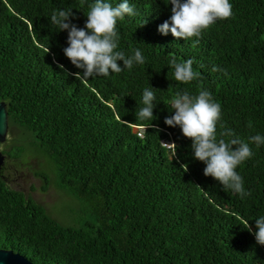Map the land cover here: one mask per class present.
<instances>
[{
	"label": "trees",
	"instance_id": "16d2710c",
	"mask_svg": "<svg viewBox=\"0 0 264 264\" xmlns=\"http://www.w3.org/2000/svg\"><path fill=\"white\" fill-rule=\"evenodd\" d=\"M92 2L0 0V102L9 132L0 151L9 158L13 148L18 159L26 145L36 146L57 188L88 211L82 227L59 226L0 171L3 247L33 264H264L254 236L255 219L264 216V145L253 144L254 155L236 169L251 193L242 198L205 176L192 141L164 123L177 90L203 87L237 135H264V0H229L230 18L187 39L158 31L171 15L169 0H129L136 14L117 21V50L131 56L140 49L145 63L77 80L72 74L83 70L63 51L67 30L50 18L72 9L71 22L83 28ZM173 55L193 59L200 79L176 81ZM149 86L156 89L151 122L136 115ZM137 126L145 127L141 137ZM163 141L177 145L175 155ZM41 177L45 191L49 177Z\"/></svg>",
	"mask_w": 264,
	"mask_h": 264
},
{
	"label": "clouds",
	"instance_id": "9594fccd",
	"mask_svg": "<svg viewBox=\"0 0 264 264\" xmlns=\"http://www.w3.org/2000/svg\"><path fill=\"white\" fill-rule=\"evenodd\" d=\"M84 2L81 0L82 6ZM168 4H171V15L158 26V31L162 35L171 33L174 38H199L218 19H228L233 14L229 0H169ZM88 9L83 28L71 22V19H75L72 9H58L50 18L59 30H67L68 47L63 51L77 69L83 70L82 74H72L77 80H88L97 75L108 76L110 72L120 73L124 68L131 69L134 63H145L146 58L140 49H134L131 56L117 50L120 41L117 21L136 14L129 0H122L116 5L109 0H93L88 4ZM198 42L197 39L194 44ZM48 51L47 48L46 53ZM118 61H122L123 67ZM193 63V59L178 62L173 55L169 64L174 69L175 80L184 84L198 81L201 74L193 69ZM57 66L63 69V65ZM216 70L213 68V71ZM155 90L149 86L143 91L144 106L136 113L141 121L151 122L155 119ZM170 103L174 114L165 117L164 123L169 127L179 126L183 136L192 141L194 158L205 164L203 174L211 176L242 198L249 196L251 193L245 190L243 178L236 169L254 155L253 144L256 147L264 145V135L257 133L245 140L227 127L221 122V104L206 88L200 87L196 94L184 89L177 90ZM145 127L147 129L153 125L150 123ZM248 127H252L251 122ZM168 145L175 155L177 145ZM181 167L184 172L188 170L187 164ZM245 225L251 232L248 221H245ZM255 228L256 242L264 245V216L255 219Z\"/></svg>",
	"mask_w": 264,
	"mask_h": 264
},
{
	"label": "rangeland",
	"instance_id": "374dc122",
	"mask_svg": "<svg viewBox=\"0 0 264 264\" xmlns=\"http://www.w3.org/2000/svg\"><path fill=\"white\" fill-rule=\"evenodd\" d=\"M142 134L143 132L140 131ZM17 131L12 132V137L17 136ZM9 135V132H8ZM17 144L22 140H16ZM174 143H166L167 149ZM1 150V149H0ZM25 154L14 159V151L10 149L9 158L6 156V166L3 177L14 189L30 196L37 204L44 208L46 215L59 226L80 228L88 217L87 208L71 195L57 188L52 167L47 157L36 146H25ZM174 155V154H173ZM11 157V158H10ZM48 175L49 186L42 191L44 180L41 176Z\"/></svg>",
	"mask_w": 264,
	"mask_h": 264
},
{
	"label": "water",
	"instance_id": "95a60500",
	"mask_svg": "<svg viewBox=\"0 0 264 264\" xmlns=\"http://www.w3.org/2000/svg\"><path fill=\"white\" fill-rule=\"evenodd\" d=\"M8 134V115L6 104L0 102V144H3L7 139ZM6 156L0 151V171L4 167ZM0 264H32L26 257L12 252H1Z\"/></svg>",
	"mask_w": 264,
	"mask_h": 264
},
{
	"label": "flooded vegetation",
	"instance_id": "af4514ba",
	"mask_svg": "<svg viewBox=\"0 0 264 264\" xmlns=\"http://www.w3.org/2000/svg\"><path fill=\"white\" fill-rule=\"evenodd\" d=\"M5 164H6V161H5ZM5 164H4V167L6 166ZM4 167L1 170L2 173H3ZM8 251L12 252L13 254H19V253H16V252H14L13 250H11L9 248L3 247L2 242L0 241V262H1V254H2L1 252H8Z\"/></svg>",
	"mask_w": 264,
	"mask_h": 264
},
{
	"label": "built area",
	"instance_id": "2783aa9c",
	"mask_svg": "<svg viewBox=\"0 0 264 264\" xmlns=\"http://www.w3.org/2000/svg\"><path fill=\"white\" fill-rule=\"evenodd\" d=\"M144 129H145V127H138V126L135 127L136 132H138V133H137L138 137H141V136H142V134L140 133V131L143 132ZM164 142H165V144H166V143H170V141H164ZM165 144H163V142H162V145L166 147ZM166 148H167V147H166ZM168 149H170V148H168Z\"/></svg>",
	"mask_w": 264,
	"mask_h": 264
}]
</instances>
